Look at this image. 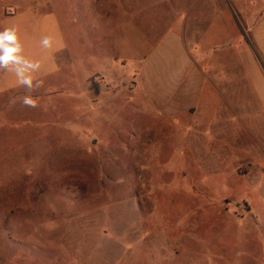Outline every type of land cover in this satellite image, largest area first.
<instances>
[{"label":"rangeland","instance_id":"rangeland-1","mask_svg":"<svg viewBox=\"0 0 264 264\" xmlns=\"http://www.w3.org/2000/svg\"><path fill=\"white\" fill-rule=\"evenodd\" d=\"M53 2L70 52L30 93L0 90V264H264V114L242 65L264 76V0ZM47 3L0 0V31ZM197 26L222 86L166 117L148 55L173 30L194 53Z\"/></svg>","mask_w":264,"mask_h":264},{"label":"crops","instance_id":"crops-1","mask_svg":"<svg viewBox=\"0 0 264 264\" xmlns=\"http://www.w3.org/2000/svg\"><path fill=\"white\" fill-rule=\"evenodd\" d=\"M91 2L96 6L99 0H91ZM53 6V0H48L45 11H39L38 6L35 4L31 7H22L19 13L9 17L5 16L2 21L4 28L12 26L18 28L19 38L23 44V55L28 59L40 62L41 68L33 74L34 80L40 81L55 73L59 69V55H67L70 52L67 36L59 25ZM192 30L191 43L196 45L194 53H189L186 49L185 34L173 30L169 34L170 38L163 37L158 44V48L150 53L147 58L151 62L154 55L159 52V56L155 58L154 62L160 63L168 71L169 78L167 81H165V78L162 81L158 79L156 85L150 86V89L147 88L148 91L146 92L154 97L153 100L157 110L166 117L178 118L184 112L193 110L198 94L206 81L210 82L214 88L222 86L223 79L221 77H223V73L221 71L222 69L225 71L224 68L219 67L215 70L204 67L203 63L209 60L210 56L203 52L200 45L202 29L197 26ZM45 36L52 38L53 45L51 48L42 47L41 40ZM249 37L251 46L256 48V51L264 58V18L250 29ZM242 55H244L242 58L244 71L252 78L256 90H258L259 111L263 115L264 76L262 70L254 61L250 51L246 50ZM97 72L103 74V71ZM257 78L261 80L262 85L257 83ZM157 85L158 87L154 91ZM19 87L23 86L18 84L14 73L7 71L2 73L0 78L1 91H9ZM261 87H263V90Z\"/></svg>","mask_w":264,"mask_h":264},{"label":"clouds","instance_id":"clouds-1","mask_svg":"<svg viewBox=\"0 0 264 264\" xmlns=\"http://www.w3.org/2000/svg\"><path fill=\"white\" fill-rule=\"evenodd\" d=\"M17 27H6L0 31V70L12 72L19 85L30 93L41 86V81L34 80L33 74L41 68L39 61H33L23 55V44L19 38ZM42 47L48 49L53 45V40L45 36L41 40ZM24 106L35 108L36 100L31 95L22 98Z\"/></svg>","mask_w":264,"mask_h":264},{"label":"trees","instance_id":"trees-1","mask_svg":"<svg viewBox=\"0 0 264 264\" xmlns=\"http://www.w3.org/2000/svg\"><path fill=\"white\" fill-rule=\"evenodd\" d=\"M92 89L94 90L95 93H99V86L94 80L92 79Z\"/></svg>","mask_w":264,"mask_h":264}]
</instances>
